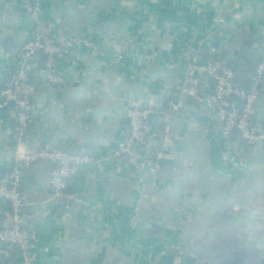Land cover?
Listing matches in <instances>:
<instances>
[{
    "label": "crops",
    "instance_id": "1",
    "mask_svg": "<svg viewBox=\"0 0 264 264\" xmlns=\"http://www.w3.org/2000/svg\"><path fill=\"white\" fill-rule=\"evenodd\" d=\"M27 1L0 0V92L33 35L22 6ZM42 3L59 40L91 32L102 49L77 48L60 58L62 89L47 80L40 55L27 59L37 83L27 144L91 156L68 183L97 209L57 206L53 164H21L22 195L32 204L23 225L40 237L33 264H264V146L244 142L237 132L222 137L210 103L213 80L203 88L205 102L186 96L181 104L190 108L179 112L172 100L194 58L206 63L216 51L229 63L221 50L239 47L250 58L261 55L264 0ZM234 69V81L247 89L256 67ZM133 102L156 108L149 120L152 151L162 163L156 172L107 159L129 136ZM255 120L264 127V84ZM21 127L16 107L0 99V175ZM6 264L25 262L14 254Z\"/></svg>",
    "mask_w": 264,
    "mask_h": 264
},
{
    "label": "built area",
    "instance_id": "2",
    "mask_svg": "<svg viewBox=\"0 0 264 264\" xmlns=\"http://www.w3.org/2000/svg\"><path fill=\"white\" fill-rule=\"evenodd\" d=\"M22 6L32 24L33 35L24 43L18 55L20 66L8 76L0 92L2 106H15L22 124L16 132V144L5 151L2 166L5 171L0 175V264L11 260L14 254L20 255L25 264H33L40 239L35 229L23 225V214L32 204L22 195L21 164L29 165L37 161L53 164L50 180L51 200L57 206L69 209L76 203L97 209L92 200L71 190L68 183L69 176L76 168L94 161L91 156L73 153L62 147H28L25 127L33 116L30 96L37 90V83L26 61L31 56L45 55V76L58 89H62L66 78L58 66L60 58L83 47L101 52L102 46L91 32L59 40L53 23L46 20L42 0L27 1ZM260 45L263 55L247 89L236 84V70L225 59L218 57L202 64L194 58L189 72L179 82L178 88L180 98L192 95L196 101L205 102L208 96L203 93V88L209 79L213 80L214 94L210 103L214 107V117L221 124L222 137L229 138L233 132H237L244 142L264 146V127L255 121L256 108L264 84V37ZM155 112L156 108L152 105L142 106L133 102L127 110L129 136L118 142L107 159L124 160L134 171L160 170L162 163L153 154L152 130L149 124ZM139 145H142L145 155L136 147ZM99 161L96 159L97 163Z\"/></svg>",
    "mask_w": 264,
    "mask_h": 264
},
{
    "label": "water",
    "instance_id": "3",
    "mask_svg": "<svg viewBox=\"0 0 264 264\" xmlns=\"http://www.w3.org/2000/svg\"><path fill=\"white\" fill-rule=\"evenodd\" d=\"M258 44H261V41H259ZM260 51H261V55H260V53H255L252 55V58L248 57L244 53V47H239V48H236L235 50L223 49V50H221L220 54L227 57L229 63L234 68L240 69V68L245 67V66H251V68H255L257 66L258 62L261 60L262 55H263V52L261 49H260ZM204 53L206 54V53H208V51L205 50ZM212 55L216 58L218 56V52L213 51ZM187 98H188V100H192L194 97L192 95H188ZM172 100L174 102V107L179 112H182L183 109H185V108L186 109L190 108V106L181 104L182 98H180V96L177 97L176 95H172Z\"/></svg>",
    "mask_w": 264,
    "mask_h": 264
},
{
    "label": "trees",
    "instance_id": "4",
    "mask_svg": "<svg viewBox=\"0 0 264 264\" xmlns=\"http://www.w3.org/2000/svg\"><path fill=\"white\" fill-rule=\"evenodd\" d=\"M40 57H41L40 61H41L42 63H44V62H45V55L41 54ZM9 106L13 107V105H11V104H10ZM255 121H256V120H255ZM1 264H6V261H3Z\"/></svg>",
    "mask_w": 264,
    "mask_h": 264
}]
</instances>
